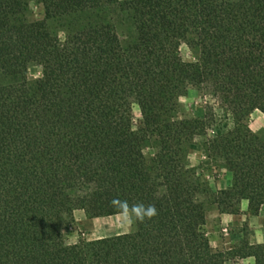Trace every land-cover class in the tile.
I'll return each mask as SVG.
<instances>
[{
    "label": "trees",
    "instance_id": "obj_1",
    "mask_svg": "<svg viewBox=\"0 0 264 264\" xmlns=\"http://www.w3.org/2000/svg\"><path fill=\"white\" fill-rule=\"evenodd\" d=\"M30 1L42 19L29 18ZM32 64L41 74L29 80ZM189 89L202 113L180 116ZM255 110L264 114V0H0V264H264V242L217 251L203 228L207 206L264 207ZM199 136L207 162L230 173L225 188L188 164ZM122 201L157 214L133 217L129 232L67 239L75 211L125 213Z\"/></svg>",
    "mask_w": 264,
    "mask_h": 264
},
{
    "label": "rangeland",
    "instance_id": "obj_2",
    "mask_svg": "<svg viewBox=\"0 0 264 264\" xmlns=\"http://www.w3.org/2000/svg\"><path fill=\"white\" fill-rule=\"evenodd\" d=\"M30 19L38 20L44 16L43 8L35 1H30L28 6ZM179 53L184 61L194 59L193 50L185 43L179 45ZM41 74L40 66L32 64L27 70V78L34 80ZM180 116L200 115L202 113L203 100L198 93L189 89L179 98ZM134 118L139 117L136 107L132 108ZM225 125H230L225 121ZM249 128L264 139V114L258 110L253 111L247 118ZM204 137H196L188 145V164L196 167L201 180L219 188L228 185L230 173L220 167H214L207 162L202 153L201 143ZM149 151L148 148H145ZM240 207V206H239ZM241 209V208H240ZM134 222H129L128 213H120L110 217H88L84 211L77 210L74 213V223L65 230L69 241L78 237L93 239L102 236H110L133 230ZM209 244L212 249L228 252L241 242L250 244L263 240L264 216L259 211L250 214L247 210H239L236 214L219 213L213 206H207L205 225L203 226ZM226 228V230H224ZM224 264H253V260L247 258H229Z\"/></svg>",
    "mask_w": 264,
    "mask_h": 264
},
{
    "label": "clouds",
    "instance_id": "obj_3",
    "mask_svg": "<svg viewBox=\"0 0 264 264\" xmlns=\"http://www.w3.org/2000/svg\"><path fill=\"white\" fill-rule=\"evenodd\" d=\"M121 205L123 206V210L128 212L129 222H132L133 217L135 220L143 222L146 217L152 218L157 214L154 205H149L145 208L143 204H136L129 207L126 201H122Z\"/></svg>",
    "mask_w": 264,
    "mask_h": 264
},
{
    "label": "crops",
    "instance_id": "obj_4",
    "mask_svg": "<svg viewBox=\"0 0 264 264\" xmlns=\"http://www.w3.org/2000/svg\"><path fill=\"white\" fill-rule=\"evenodd\" d=\"M226 186L227 185H223L222 187H219V188H225ZM240 208H241L240 209L241 211H246L247 210V202L245 200H242L240 202ZM260 212L264 216V207H261ZM115 215H117V214H115ZM110 216H114V215H110ZM110 216H104V217H110ZM263 233H264V228H263ZM263 242H264V235H263V240L259 241L258 243H263Z\"/></svg>",
    "mask_w": 264,
    "mask_h": 264
},
{
    "label": "built area",
    "instance_id": "obj_5",
    "mask_svg": "<svg viewBox=\"0 0 264 264\" xmlns=\"http://www.w3.org/2000/svg\"><path fill=\"white\" fill-rule=\"evenodd\" d=\"M224 230H226V228Z\"/></svg>",
    "mask_w": 264,
    "mask_h": 264
}]
</instances>
